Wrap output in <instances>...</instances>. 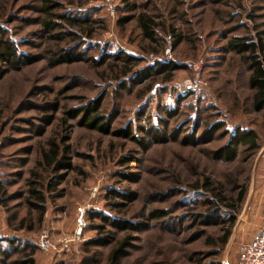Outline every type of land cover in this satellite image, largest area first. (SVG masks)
Segmentation results:
<instances>
[{
	"label": "rangeland",
	"instance_id": "rangeland-1",
	"mask_svg": "<svg viewBox=\"0 0 264 264\" xmlns=\"http://www.w3.org/2000/svg\"><path fill=\"white\" fill-rule=\"evenodd\" d=\"M102 2L0 0V45L15 42L20 55L15 67L0 65V179L8 197V205H0V240L34 247L37 264H107L109 248H83L110 232L121 240L126 233L111 225L115 220L149 227L133 235L126 264H238L241 244L264 227V120L253 106L248 62L229 45L264 40V0H114V17ZM144 14L160 24L155 41L140 29ZM48 15L54 17L51 32L45 28ZM62 16L86 20L94 36L71 28ZM124 16L130 20L120 25ZM173 29L186 36L179 46L170 37ZM119 56L141 62L124 76ZM199 61L206 90L176 109L171 86L194 78L189 64ZM164 65L177 67L170 82ZM149 69L160 71L156 81L145 74ZM99 97L109 133L81 124L76 112ZM218 122L225 127L213 129ZM237 127L254 131L259 149L242 146L233 161L217 159ZM128 130L131 138L120 136ZM52 143L69 158L61 171L44 168L41 152ZM207 179L235 207L237 220L225 246L219 238L229 226L230 208L223 203L224 215L205 226L201 217L212 212L203 201L211 195L193 191ZM34 181L46 196L42 225L26 203ZM241 189L245 199L239 204ZM155 209L168 217L143 223L144 214ZM82 215L88 227L74 241ZM25 217L34 230L17 231ZM46 232L55 246L48 253L34 245ZM93 255L94 261H85ZM23 257L0 256V264Z\"/></svg>",
	"mask_w": 264,
	"mask_h": 264
},
{
	"label": "trees",
	"instance_id": "trees-1",
	"mask_svg": "<svg viewBox=\"0 0 264 264\" xmlns=\"http://www.w3.org/2000/svg\"><path fill=\"white\" fill-rule=\"evenodd\" d=\"M129 5V4H128ZM47 10V7L45 8ZM47 13V11H46ZM184 15V14H183ZM49 21L45 23V28L48 30V32H51L53 30V19L54 17L51 15H48ZM71 28L78 29L82 34L86 35L89 38H92L94 36V30L91 28L90 25H87L88 22L86 20H77L73 18H65L64 16L61 17ZM130 18L128 16H124L123 18L119 19V24L124 25L125 23H128ZM160 26L155 21V18L153 16H148L146 14L142 15L140 17V29L143 32V35L151 40L155 41L156 29ZM172 35H170L171 38H174V46H179L183 43V41L186 40V36L183 32H177L175 29L171 30ZM15 42H11L10 40H7L4 45H0V65L3 63H7L12 67H15L16 64L19 62L20 55L16 51V44ZM230 48L234 50L235 52L242 55L246 62H248V71H249V77L248 82L249 86L252 90L255 91L254 100H253V106L255 110L259 113H262L263 120H264V40L261 37H258L256 39L250 38L245 40L236 39L230 43ZM246 56V57H245ZM115 59H123L124 61V70L122 71V75L126 76L128 75L134 67L138 66L141 62V59L134 58V57H124L122 56L115 57ZM164 67H168L170 70L169 75L165 77L166 82H170L173 79V72L177 70V67L174 65H164ZM117 66L114 67L116 69ZM1 69V67H0ZM113 69V68H112ZM113 69V70H114ZM2 70H0V77L2 76ZM160 71H152L151 69L147 70L145 74L151 75L152 78H155L156 81L157 76L159 75ZM194 95H187V96H177L174 102L175 108L181 107V105L190 97ZM101 102L102 97H99L96 99V102L90 106V107H84L81 110H76L78 115H82L81 117V124L85 125L89 129H94L101 131L103 133H109V124L104 123V118L100 116V110H101ZM168 115L172 114V111L169 110L167 112ZM3 112L0 107V120ZM225 127V124L222 122H218L216 127H212L213 129L221 130ZM197 126L195 125V128L192 130V134H195ZM228 131V130H227ZM149 134L154 136H157L159 133L155 130H151V132H148ZM229 133V132H228ZM118 134V133H117ZM121 137L125 138H131V131L128 130L126 132H119ZM231 136L228 140L227 145L225 148L219 150L216 154L217 159L225 160V161H233L237 155V149L239 147H247L251 150H257L259 149L258 144V137L256 133L252 130H245L243 128L237 127L233 130V132H230ZM157 138V137H156ZM135 140V138H133ZM53 146L52 149H50L49 152L42 151L41 157L43 160L44 168L46 170L55 169L57 171H61L62 169H65L67 166L70 165L68 160V156L66 153H61V149L59 145L52 143ZM67 148V147H64ZM39 182L34 181L32 184V187H30L28 191V197H27V204L29 206L30 212L36 211L38 213V223L39 225H42L44 216L46 213V196L43 185L37 184ZM50 191H57L56 187H52ZM194 192L196 193H208L211 196L206 198L203 201V206L207 207V211L212 212L210 215L202 216L201 220L203 221V224L205 226H210L218 219V217H222L224 214H221V206L222 204H226L227 208H230V213H225L226 216V222L229 224V226L224 229L223 236L219 238V243L221 246H225L227 241L230 238L231 235V229L233 225L235 224L237 220L236 213L234 212L235 207L233 205L227 204V201L221 197L222 190H219V188H212L211 183L209 179L204 182L203 185H195L193 186ZM7 188L6 184L3 180L0 179V205L6 206L8 205L7 200ZM245 199V191L241 189V191L238 194L237 202L241 204ZM215 206V207H214ZM168 212L164 210H152L146 214H144L143 223H147L148 225L155 222L160 221L168 217ZM27 217V216H26ZM22 218L19 221V226L16 227L17 231L22 230H34L33 227H28L27 222H29V219ZM93 218V217H92ZM16 218H10L8 220V223L10 226L14 227L13 220H17ZM105 220H109L107 217L104 218ZM111 225L118 228L120 232L126 233V235L121 240H116V235L114 232H110L104 236H100V238L91 239L87 241L84 244L83 251L84 252H91L93 249H101V248H109L110 251L108 253L107 257V264H126V259L129 257L127 254V248L131 247V243L133 241L134 236L137 234L146 233V230L149 228L148 226H144L141 223L134 224L133 222H119L112 220ZM151 229V228H150ZM32 248V249H30ZM25 251H29L27 254ZM22 255L24 256L23 259L19 260L17 264H37L35 260L36 250L34 247H31L28 244H24L17 240H0V256L1 257H8L10 259L13 255ZM96 257V256H95ZM85 261H94V255L91 258H88V260L85 259ZM86 262V263H87ZM90 263V262H88Z\"/></svg>",
	"mask_w": 264,
	"mask_h": 264
},
{
	"label": "built area",
	"instance_id": "built-area-1",
	"mask_svg": "<svg viewBox=\"0 0 264 264\" xmlns=\"http://www.w3.org/2000/svg\"><path fill=\"white\" fill-rule=\"evenodd\" d=\"M103 7L108 12V14L112 17L115 16L117 7L114 4V0H103ZM203 61L192 62L189 64L191 70L194 72V78L176 82L171 86L172 92L170 95V101L175 102L177 96H187V95H198L206 90L207 84L202 77V68ZM85 209L82 210V214H85ZM88 225L86 220L82 217L79 220L78 226L75 228L73 233V240L79 241L84 235L85 230ZM0 232V238H2ZM7 239L8 236H5ZM35 247L38 250L48 253L52 249H55V246L49 239V234L46 232L43 237L37 239L34 242ZM65 248H69L70 245L68 243L64 244ZM238 264H264V227H262L259 231H257L253 237L244 243L241 244L239 248V258Z\"/></svg>",
	"mask_w": 264,
	"mask_h": 264
},
{
	"label": "crops",
	"instance_id": "crops-1",
	"mask_svg": "<svg viewBox=\"0 0 264 264\" xmlns=\"http://www.w3.org/2000/svg\"><path fill=\"white\" fill-rule=\"evenodd\" d=\"M263 193H264V190L262 191V194H263ZM251 238H252V237H251ZM251 238H250V239H251ZM250 239H249V240H250ZM249 240H247V241H249Z\"/></svg>",
	"mask_w": 264,
	"mask_h": 264
}]
</instances>
